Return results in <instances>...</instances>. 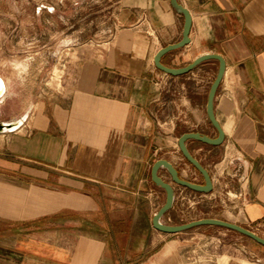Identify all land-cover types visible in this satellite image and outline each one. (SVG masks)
<instances>
[{
  "label": "crops",
  "instance_id": "crops-1",
  "mask_svg": "<svg viewBox=\"0 0 264 264\" xmlns=\"http://www.w3.org/2000/svg\"><path fill=\"white\" fill-rule=\"evenodd\" d=\"M177 2L191 16L188 42L162 55V62L181 66L200 54L218 53L225 63L213 98L224 140L186 141L212 179L210 191L197 192L220 196V187L232 179L217 177L209 163L218 150L233 153L245 199L228 208L231 217L207 216L264 227V0ZM116 4L114 47L95 62L92 77L82 78L68 100L34 115L27 132L18 130L20 117L8 120H20L14 133L3 137L9 130L0 131V264H200L191 257L203 234L153 226L165 192L152 181L150 168L164 157L184 176L181 169L190 162L178 148V135L217 134L206 104L219 61L207 58L177 75L160 70L153 56L181 38L184 15L171 0ZM0 76L1 100L12 90L1 71ZM157 80L172 84L175 92L159 88ZM172 103L169 123L165 111ZM158 173L171 181L164 167ZM171 183L173 203L161 220L174 223L182 219L184 198L183 185ZM204 225L212 224L194 228ZM238 254L219 261L255 264L240 258L245 251Z\"/></svg>",
  "mask_w": 264,
  "mask_h": 264
},
{
  "label": "rangeland",
  "instance_id": "rangeland-1",
  "mask_svg": "<svg viewBox=\"0 0 264 264\" xmlns=\"http://www.w3.org/2000/svg\"><path fill=\"white\" fill-rule=\"evenodd\" d=\"M116 12V0H0V71L12 90L0 100V122L20 117L23 124L18 130L27 132L34 115H45L54 104L68 100L73 89L82 86V78L92 77L95 62L111 53L119 25ZM157 82L159 88L175 92L167 81ZM165 112L169 122L173 103ZM12 133L10 129L3 137ZM235 156L218 150L209 163L217 177L232 179L220 187V196L208 198L176 183L184 198L183 216L176 222L190 216H232L228 208L245 199ZM181 172L189 180H203L191 163ZM252 230L264 236V227ZM198 233L203 237L192 247L191 260L225 264L219 261L221 255L238 257L245 251L240 258L264 264V244L250 236L215 224L193 227L188 236Z\"/></svg>",
  "mask_w": 264,
  "mask_h": 264
},
{
  "label": "water",
  "instance_id": "water-1",
  "mask_svg": "<svg viewBox=\"0 0 264 264\" xmlns=\"http://www.w3.org/2000/svg\"><path fill=\"white\" fill-rule=\"evenodd\" d=\"M172 6L180 13L184 15V25H183V31L182 36L179 40L175 42H171L168 44H165L161 46L154 54L153 56V62L157 68L160 70L172 74L177 75L184 72H187L192 67H194L196 64L201 62L204 59L207 58H216L219 61L218 70L216 73V76L212 80L208 95H207V104H206V112L208 119L212 123V125L215 127L217 134L215 136H210L206 133H203L198 130H187L182 132L177 137V144L178 148L181 151L182 155L202 174L203 182H195L192 180H189L187 178H184L179 175V171L177 167L168 159L164 157H160L156 159L150 168V175L151 179L154 183L161 186L165 191V199L164 202L158 207V209L154 212L152 216V224L157 229H160L165 232H178L181 230H185L188 228H192L197 225L202 224H215L224 226L227 228H231L234 230H237L247 236H250L255 241L264 244V236L256 233L252 229L248 228L247 226H244L242 224H239L234 221H230L227 219L219 218V217H212V216H203L199 218H194L182 222H164L161 220V217L167 210L172 206L173 199H174V187L171 183L175 182L177 184L183 185L185 187H188L192 190L201 191V192H208L212 189V179L210 176V173L208 169L190 152L186 145V141L188 139H196L208 144L217 145L223 142L224 140V132L221 127L220 122L217 120V118L214 115L213 112V98L214 94L216 92V89L218 87V84L222 78L225 63L222 56L218 53H204L196 56L192 61L188 62L187 64L181 65V66H170L162 62L161 57L166 52L178 48L188 42V31L191 24V16L190 13L186 8H184L182 5H180L177 0H171ZM4 91V86L2 81L0 80V95ZM21 120V119H20ZM20 120L16 121H1L0 122V131H3L5 129H12L16 125L19 124ZM160 167H164L168 174L170 175L171 181L164 179L159 173L158 170Z\"/></svg>",
  "mask_w": 264,
  "mask_h": 264
},
{
  "label": "bare ground",
  "instance_id": "bare-ground-1",
  "mask_svg": "<svg viewBox=\"0 0 264 264\" xmlns=\"http://www.w3.org/2000/svg\"><path fill=\"white\" fill-rule=\"evenodd\" d=\"M0 80L2 81V83H3V86H4V81H3V78H2V76H0Z\"/></svg>",
  "mask_w": 264,
  "mask_h": 264
}]
</instances>
